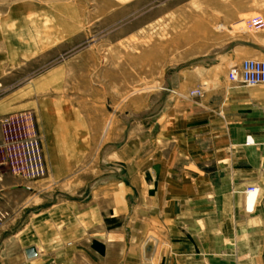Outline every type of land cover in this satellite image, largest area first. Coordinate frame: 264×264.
<instances>
[{
	"label": "crops",
	"instance_id": "0c3cea01",
	"mask_svg": "<svg viewBox=\"0 0 264 264\" xmlns=\"http://www.w3.org/2000/svg\"><path fill=\"white\" fill-rule=\"evenodd\" d=\"M247 47L253 48L223 38L199 62L212 63ZM179 76H172L177 89L183 84ZM205 81L194 85L207 86L198 101L167 99L158 110L160 93L151 97L138 117L154 108L158 116L130 125L133 136L120 152L138 157L128 158L131 166L122 167L124 175L116 178L108 198L91 193L85 205L62 200L42 208L33 202L23 221L28 209H9L0 234L21 225L12 236L22 248L14 264H264V85ZM82 118L78 110H39L46 167L39 179L67 180L97 146L98 121H89V132ZM113 137L107 149L121 139ZM248 138L252 143L246 144ZM252 184L259 192L247 206L242 191ZM28 247L35 249L32 258L25 255Z\"/></svg>",
	"mask_w": 264,
	"mask_h": 264
},
{
	"label": "rangeland",
	"instance_id": "374dc122",
	"mask_svg": "<svg viewBox=\"0 0 264 264\" xmlns=\"http://www.w3.org/2000/svg\"><path fill=\"white\" fill-rule=\"evenodd\" d=\"M256 16L264 21V0H0V119L16 117L9 125L0 123V210L6 214L0 226L10 219L9 209H28L22 215L25 220L33 202L39 208L62 200L85 205L91 193L104 199L111 196L116 178L124 175L122 167L131 166L128 158L138 157L133 152L124 157L120 152L133 136L128 133L131 126L145 123L140 119L146 116H158L153 111L157 106L161 110L167 99L198 101L179 95L194 89L204 94L207 86L194 85L226 79L227 69L236 61H264V30L252 29L250 24ZM222 37L241 39L253 48L200 63L203 55L219 47ZM176 72L183 83L179 89L172 78ZM157 93L161 96L150 110L153 114L138 117ZM70 109L82 111L83 129L90 132L92 120L99 125L97 146L88 151L74 174L64 181L48 182L11 173L7 147L27 136L26 115L40 139L45 163L36 116L39 110ZM112 136H118L117 141L125 139L107 149ZM154 136L151 132L148 140ZM249 186L259 192L256 184L242 192ZM9 189L14 194H7ZM19 226L1 230L4 264H14L15 257L22 255L17 238L12 237Z\"/></svg>",
	"mask_w": 264,
	"mask_h": 264
},
{
	"label": "built area",
	"instance_id": "2783aa9c",
	"mask_svg": "<svg viewBox=\"0 0 264 264\" xmlns=\"http://www.w3.org/2000/svg\"><path fill=\"white\" fill-rule=\"evenodd\" d=\"M250 24L252 29L264 30V21L258 16L253 17ZM226 79L231 84H239L244 87L264 85V61L244 59L239 64L229 67ZM179 96L185 100L200 98L203 96V90L194 89L185 96ZM14 119H16L15 116H7L0 119V123L9 125ZM25 119L30 126L27 129V136L23 140L9 143L6 163L11 173L27 180H35L43 177L46 169L40 139L34 131L31 117L26 115ZM249 143L252 141H249L248 138L246 144ZM253 193L256 198L258 189L254 186H249L244 191L245 197ZM5 216L6 214L0 210V222Z\"/></svg>",
	"mask_w": 264,
	"mask_h": 264
},
{
	"label": "bare ground",
	"instance_id": "6f19581e",
	"mask_svg": "<svg viewBox=\"0 0 264 264\" xmlns=\"http://www.w3.org/2000/svg\"><path fill=\"white\" fill-rule=\"evenodd\" d=\"M257 196H258V194H257ZM257 196H256V198H255V194H254V193H253V194H249V195H247V197H245V198H246V200H245L246 204H247V205H252V204L256 201ZM35 253H36V252H35ZM152 254H153V253H152Z\"/></svg>",
	"mask_w": 264,
	"mask_h": 264
},
{
	"label": "water",
	"instance_id": "95a60500",
	"mask_svg": "<svg viewBox=\"0 0 264 264\" xmlns=\"http://www.w3.org/2000/svg\"><path fill=\"white\" fill-rule=\"evenodd\" d=\"M24 252L27 258H32L36 255L35 249L33 247L26 248Z\"/></svg>",
	"mask_w": 264,
	"mask_h": 264
}]
</instances>
